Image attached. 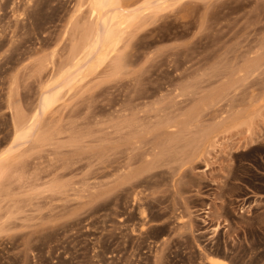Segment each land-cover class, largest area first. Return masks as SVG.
I'll return each mask as SVG.
<instances>
[{
    "label": "rangeland",
    "instance_id": "1",
    "mask_svg": "<svg viewBox=\"0 0 264 264\" xmlns=\"http://www.w3.org/2000/svg\"><path fill=\"white\" fill-rule=\"evenodd\" d=\"M93 1L0 0V264H264V0H119L67 77Z\"/></svg>",
    "mask_w": 264,
    "mask_h": 264
},
{
    "label": "bare ground",
    "instance_id": "2",
    "mask_svg": "<svg viewBox=\"0 0 264 264\" xmlns=\"http://www.w3.org/2000/svg\"><path fill=\"white\" fill-rule=\"evenodd\" d=\"M94 1H95V5H94L92 11H90V13L92 12L94 15L99 17L101 21L99 20L100 23L98 22L99 24L96 27H93L90 30H88V32H86L84 37L81 36V40L76 41L74 43L72 42V47H71V49H69L70 56H71V63H69V66L66 65L65 68L61 69L62 75L66 74V76H67V74H75L77 71H79L80 69H83L86 65H88V63L91 60L93 61V59H94V61H95L96 56L97 57L99 56L103 47H105V44L107 43V41H109L111 38H113L114 34L115 35L117 34L116 32L118 29L116 30V27H118L120 24H123L126 21L127 17H125V14H123V12H122L123 10L121 9L122 6L120 5L119 0H94ZM94 1H93V3H94ZM160 1H166V0H155V2H160ZM156 8H158L157 4H156ZM97 17H96V20H97ZM95 22H94V24H95ZM127 23H129L128 19H127ZM117 37H116V40H117ZM119 39H120V37H119ZM114 46H116V45H114ZM109 50H110V48H109ZM104 55L106 57V53ZM101 56L102 55H100V57ZM90 63H92V62H90ZM83 74H84V72H83ZM69 77H70V75H69ZM42 95H43V93H42ZM43 96H44L43 103H41V104L43 106V109L45 110V109L49 108L50 106H52L53 102L55 101V94H52V90H51V91H48L47 93H45V95H43ZM14 120H15V118H14ZM15 121L16 122H15L14 126L16 125L15 126L16 127L15 128L16 129V135H15L14 141L16 143L23 144L28 138L29 139L31 138L29 136L30 130L28 133L27 129L25 128V125H23V123H22L23 121H21V116H18ZM29 128L31 129V127H28V129ZM12 149H13V147H12ZM0 155L4 156V155H6V152H5V154H0ZM7 156H8V154H7ZM2 160H3V158L0 157V161H1L0 162V174H1V168H2ZM4 161L5 160H3V162ZM2 170H3V168H2ZM205 212L207 213V211H205ZM210 262H211V264H229V262L226 259L221 258V257H216V256H211Z\"/></svg>",
    "mask_w": 264,
    "mask_h": 264
},
{
    "label": "crops",
    "instance_id": "3",
    "mask_svg": "<svg viewBox=\"0 0 264 264\" xmlns=\"http://www.w3.org/2000/svg\"><path fill=\"white\" fill-rule=\"evenodd\" d=\"M207 216V215H206Z\"/></svg>",
    "mask_w": 264,
    "mask_h": 264
}]
</instances>
